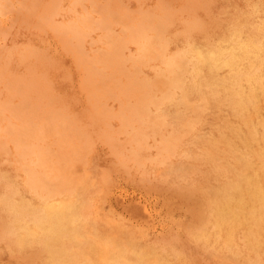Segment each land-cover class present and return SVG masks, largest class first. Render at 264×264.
<instances>
[{
  "label": "rangeland",
  "instance_id": "rangeland-1",
  "mask_svg": "<svg viewBox=\"0 0 264 264\" xmlns=\"http://www.w3.org/2000/svg\"><path fill=\"white\" fill-rule=\"evenodd\" d=\"M27 1L28 2L31 1V2L28 3ZM50 1H53L56 4L55 5L52 2V5L55 7H52ZM168 1H170V2H168ZM195 1H197V3ZM36 2L39 3L40 5L37 4ZM136 2H138V4ZM189 2L191 3V5ZM105 3H107V4H105ZM112 3H114V4H112ZM171 3H173V4H171ZM42 4L45 7L42 6ZM46 4H47V6H46ZM99 4L101 7L99 6ZM170 4H171V6H170ZM7 5H9V6L11 5V6L9 7ZM136 5H137V7H136ZM163 5L164 6L168 5V6H166V8H165ZM202 5H204L206 7L205 8L203 6L204 7L203 11H202L203 7H201ZM2 6H4V7H2ZM25 6H26V8H28L30 10V12L32 14L29 13V10L26 9ZM87 6L90 8H88ZM91 6H93V7H91ZM107 6H109V7H107ZM148 6H150V8ZM7 7H9V8H7ZM47 7H48V9H47ZM73 7H74V9H73ZM96 7H98V9ZM17 8L20 10H18ZM31 8L33 9V11ZM36 8H37V10H36ZM41 8H42V10H41ZM53 8L54 9L56 8L55 11ZM100 8H101V10H100ZM157 8H159V9L161 8L160 11ZM191 8L193 9L194 13L192 12ZM197 8H198V10H197ZM209 8H211V9H209ZM49 9H52V10L49 11ZM94 9L96 10V12ZM120 9H121V11H120ZM240 9L242 11H240ZM78 10H80V11H78ZM139 10H141V13ZM146 10H148V11H146ZM185 10H186V12H185ZM137 11H138V13H137ZM1 12H3V13H1ZM42 13H44V14H42ZM114 13H115V15H114ZM134 13H135V15H134ZM180 13H182V14H180ZM2 14L4 16L5 15L6 16L4 17ZM84 14H85L87 20H85ZM192 14H194V15H192ZM43 15H44V17H43ZM51 15H52V17H51ZM118 15L120 16V19H119ZM36 16L37 17H43V18H41L42 19L41 20L40 18L38 19ZM99 16L102 17L101 18L102 20L99 19L100 18ZM157 16L159 18H157ZM88 17H90V18H88ZM10 18L12 21L10 20ZM49 18H51V20ZM82 18H84L85 21ZM224 18H225V20H224ZM76 19H77V21H76ZM89 19H92V22L91 21L88 22ZM95 19L96 20L99 19L100 22L98 20L95 22ZM106 19L108 20V22ZM155 19H158V20H155ZM215 19H217V20H215ZM1 20H3V21H1ZM103 20H104V22H103ZM114 20H115V22H114ZM118 20H119V22H121L122 25L120 23H118ZM154 20H155V22H154ZM40 21H41V23H40ZM144 21H150V23H152L153 25H155V24L156 25L158 24L159 26L161 25L160 26V32L163 35V38H165V41L167 42V43L165 42L167 53H170V52L174 51L176 48L181 47V46L186 45V44H189V45H186L187 47H190V44H191L192 47L195 46V47L202 48L204 50H208V48H210L213 44H216V43L228 44L230 41H232V37L239 35V34L241 36L246 37V36L252 34V32L254 30L256 31L257 34L259 33L260 36L264 37V0H212V1L211 0H206V1L205 0H200V1H198V0H185V1L184 0H172V1L171 0H158V1L157 0H112V1L111 0H108V1L104 0V2H103V0H100V1L99 0H88V1L87 0H72V2H71V0H60V1L59 0H55V1L54 0H38V1L37 0H35V1L34 0H5V1L0 0V31H1L0 32L1 33L0 51L1 50L3 51V52L2 51L0 52V73H2V75L0 74V79H1L0 80V104L5 105V106H2V105L0 106L3 108V111L2 112L0 111V136H1L0 137V144L2 143L1 149H0V152H2V154L0 153V177H1L0 178V235L3 234L0 236L1 237L0 239L2 240V241H0V264H17V263L18 264H28V263L34 264V262H35V264L36 263L43 264L44 261L46 260L45 258H47V253H46L45 249L43 247H41L42 245H40V243L37 242L38 240L36 238H34L32 235L27 236L26 234H24L22 232L9 234V233L5 232L4 230L7 226H14L15 227V225H17V222H15L16 214L14 213L13 209L10 210L11 207H10L9 203L11 201H16L17 198H19V197H23V198L25 197L24 198L25 203L29 202L30 204H36L37 201H39V197H38L37 193L35 191L29 190L31 188L29 187V184L27 182L28 181V179H27L28 174L25 170H27L28 168H32L33 170L36 169L34 171L39 170L38 171L39 173H47V172L50 173L52 170L51 168L53 166H57V165L62 166V168L65 167V169L63 168L65 174L68 175L72 179V181H73V178L75 180V182H71V183L75 184L76 188H75V190L72 191V193H70L71 195L67 194V196L70 195L69 196L70 199L73 200L75 205L77 207H79V209L82 210V212H84L86 215V220L84 223L85 238H91V237H93V235L94 236L99 235L102 238H108V239H117L118 237H120L117 239V241H121V242H125L128 238V240H127L128 242L127 241L126 242L127 243L131 242L130 245L131 246L133 245V247L135 249H139V248H144L147 250L155 249V252H157V253L160 252L161 254L158 253V255L163 256L164 261H166L165 263H167V264H170L171 262H172L171 264H177V263L178 264H204V263H206V264H246V263L247 264H264V254H263L264 249L262 250L263 252H260L259 255H255L253 251L248 250V248L246 247L245 241L242 237L243 234L240 231H238L235 235V243L229 248L221 241H211V240L198 239V238L196 239V237H195V231L197 228H199V225H200V223H199L200 216H201V214H204V215L206 214L205 213L207 211L206 208H208V202L207 201H209L212 194H215L216 190L224 183L222 181H226L227 179H230L232 177L231 171H229L227 169L228 168L230 169L232 167V165L235 162V157H236L235 155H236V153L239 152V150L229 149L228 144L225 142V137L228 139H232V141L237 140L235 137V134H234V130H232V129H234V127H236L237 123L239 124L238 117L236 116L234 110H232L230 108L227 101L225 99H223L221 96L215 97V96L210 95V93H208L207 90H205V88H202L201 90H197L195 88L191 89V87H189V86L191 84L190 80L192 77L187 76L185 79V88H186L185 90L186 91L176 89L175 93H174V100L165 99L157 108H154V106L150 107V109H152L150 111V113L151 112L153 113V114L151 113L150 116L154 115L156 112L158 120H155V122H154L153 119L147 118L148 121L145 120L144 121L145 123H142V125H140L134 118H132V111H130V110L135 105L134 103H136V100H137L136 98H138L137 96L141 92V88H139V86H140L139 81L143 82L145 80L146 81L149 80L151 83V85H150V87H151L150 90H152L151 92H153L155 95L159 96L161 94L162 90L164 89V87L166 86L165 80L167 79V76H166L165 72L163 71L164 63L162 62L161 57H159V56L157 57V55H151L152 57L146 56V58H144L143 60L140 61L142 64H139L138 62H136L137 60L134 61L136 59L135 56L138 57V55H139V48H138L137 43L135 41L134 42L136 44L133 45L132 39L128 38L129 37L127 35L128 30H129L128 27H130V25H135L137 23H140V22L142 23ZM177 21L179 22V24H177L178 23ZM17 22H19V23L17 24ZM55 22L57 24H55ZM66 22L68 23V26H70V24L72 25V24H76V23L84 26L82 29V31H84L82 33V36L80 38H77V39L74 37L75 39H73V37L70 36L71 33L67 31V29H69V28L67 27ZM93 22H95V24ZM128 22H130V23H128ZM45 23L47 24V26ZM58 23L60 24L59 25L60 27H58ZM97 23L98 24L100 23V26ZM102 23L104 24V26H107L108 24H110V25H108L107 26L108 28H107V27H104L102 25ZM115 23H117L118 25ZM125 23H127V24H125ZM184 23H186V24L183 25ZM211 23H213V24H211ZM91 24L94 27H92ZM124 25L127 28H123ZM165 25H167V26H165ZM217 25H219V26H217ZM15 26L17 28H15ZM33 26H35V27H33ZM61 26H62V28H61ZM63 26L65 28H63ZM88 26H90V27H88ZM96 26H99L98 27L99 29ZM101 26L107 30H111L112 31V32H110L111 35L110 34L108 35L107 30L106 31L104 29L101 30V28H100ZM120 26L123 29L121 28V30H120ZM30 27H32V28H30ZM95 27L98 30L97 29L94 30ZM162 28H163V30H162ZM174 28H175V30H174ZM196 28H198V29H196ZM250 28H252V29L254 28V30H249ZM64 29H66L67 32L64 31ZM55 30L58 32V33H56L57 35L54 34ZM197 30H199V31H197ZM202 30H203V32H202ZM61 31H64V32H61ZM104 31L108 35V37H107V35L106 36L103 35V34H105ZM150 31H152V30H150ZM181 31H182V33H181ZM87 32H88V34H87ZM59 33H62V34H59ZM85 33H86V35H84ZM64 34L66 35V39L64 38L65 37ZM120 35H122V36H120ZM2 36H3V38H2ZM5 36H6V38H5ZM57 36L58 37L60 36V38L63 39L64 43H62L63 42L62 39H59ZM103 36H105V38ZM113 36L115 38L119 37L117 39L121 38L123 45H120V47H122V48L119 47L118 52L121 54L123 53L124 55L122 54L118 57V56H113V55L108 53V52H110L108 50L109 49V43H110L109 40L115 39ZM70 37H72L71 41L69 40ZM167 37H168L169 41H168V39H166ZM106 38L107 39L109 38V40H107ZM127 38H128V40H127ZM183 38L185 40H183ZM1 39H2V41H1ZM88 39H89V41H88ZM65 40L68 42H65ZM125 40H127V42ZM129 40H130V43H129ZM173 40H175V41H173ZM57 41H59V42H57ZM69 41L71 42V45H70L71 48L68 45ZM74 41H76V42H74ZM90 41H91V43H90ZM191 41H193V42H191ZM189 42H191V43H189ZM33 43H36V44H33ZM209 43L212 45H210ZM60 44H61V46H60ZM72 44H74V46ZM76 44L80 45L81 48H83V49H81L80 46L77 45L78 48L81 49L80 51L82 54L79 52V49H77V47H75ZM106 44L108 46V49H107ZM57 46H58V48H57ZM28 47H29V49H28ZM35 49H37V50H35ZM14 50H15V52H14ZM26 50L28 52H26ZM52 50H54V51H52ZM91 50H92V52H90ZM94 50L96 53L94 52ZM120 50H121V52H120ZM40 51H41V53H39ZM75 51H78L79 56ZM105 51H107L106 53H108V54H106ZM135 51H137V52H135ZM102 52H103V55L106 57V58L104 57L105 61H104L103 56L101 54ZM28 53H30V54L28 55ZM83 53L85 54V56ZM70 54H71V56H70ZM18 55L21 57H18ZM68 55H69V57H68ZM75 55H77V56H75ZM81 55H83L82 56L83 58L81 57ZM107 55L110 57H108ZM111 56H112V58H111ZM129 56L130 57L132 56L131 60H129V58H130ZM155 56H156V58H155ZM16 57H17V59H16ZM33 57H35L34 58L35 60L32 59ZM77 57L82 58V59H78ZM76 58H77V60H75ZM108 58L112 62H110V60ZM125 58H128V59H125ZM150 58H151V60H150ZM86 59L90 60V61H87ZM102 59H103V61H102ZM124 59L128 60V61L125 62ZM148 59L150 61L146 62ZM160 59H161V61H160ZM42 60H43V62H42ZM84 61L88 65L84 64ZM143 61H144V63H143ZM55 62H56V64H55ZM116 62L118 64H116ZM122 62H123V65L121 64ZM49 63H52V65ZM93 64H94V67H96V68H93ZM22 65H23V67H22ZM49 65H51V66H49ZM81 65H83V67ZM90 65H92V66H90ZM117 65H118L117 68L114 67ZM45 66H48L49 68H47ZM74 66H76V67H74ZM85 66L87 67V70L85 69ZM40 67H42V68H40ZM80 67H82V68H80ZM90 67H92V68L90 69ZM103 67H104V69H103ZM111 67H112V69H111ZM113 67L115 70L113 69ZM153 67H155L156 71L153 69ZM24 68H26V69H24ZM131 68H133V69H131ZM135 68H136L137 72L134 71ZM160 69L162 70V73L160 72L161 71ZM25 70H27V71H25ZM85 70L88 72H86ZM90 70H92V73L90 72L91 74L89 73ZM124 70L126 71V73L124 72ZM127 70H128V74H127ZM158 70H159V72H157ZM103 71H104V73H103ZM85 72L87 73V75H85ZM95 72H97L98 74H96ZM129 72L130 73L132 72V73L130 74ZM138 72H140V73H138ZM200 72H201L200 73L201 76L202 75L205 76V75H207L208 70L202 69ZM83 73H84V75H83ZM99 73H100V77H98ZM112 73H113V75H112ZM133 73L135 76H133ZM159 73H160V75H159ZM220 73L226 75L227 69L226 68L221 69ZM4 74H6V75H4ZM64 74L68 75V77ZM129 74L131 76H129ZM28 75H30V76H28ZM109 75L110 76L112 75V77H110ZM127 75L129 76V79L127 78L128 77ZM12 76H13V78H12ZM15 77H16V79H15ZM26 77H27V79H26ZM134 77H137V78L134 79L135 80L134 83L132 82L134 85L133 86L131 82H128L126 80H130V78H131L130 81H132ZM139 77L142 80H139L140 79ZM150 77H153L154 79L150 78ZM3 78L6 80H4ZM101 79H102V81H104L103 82L104 85L101 83L102 82ZM106 79H108V80L106 81ZM110 79H112L114 81L112 82V81H110ZM117 79H119V80H117ZM86 81L90 84H88ZM187 81H189L190 83H187ZM50 83H52V85ZM126 84H127V86H126ZM49 85H50V87H49ZM106 85H107V87H106ZM118 85L120 87H118ZM86 86H88V87L86 88ZM92 86L95 89H93ZM126 87L129 89L133 87V89H130V91H129ZM119 88H121V89L119 90ZM122 89H125L124 92H122L123 91ZM156 89L159 92H157ZM82 90H85V91L83 92ZM104 90H106V91H104ZM115 90H117V91H115ZM47 91H49V92H47ZM99 91H100V93H99ZM132 91H133V93H131ZM94 92H96V93H94ZM103 92H104V95H103ZM62 93H63V95H62ZM110 93H111V95H110ZM189 93H190V95H189ZM94 94L96 97L94 96ZM112 94H113V96H112ZM199 94H200V97H199ZM122 95H124V96H122ZM205 95H208V97ZM62 96L65 99H63ZM70 96H72V97H70ZM212 97H214V98H212ZM32 98H33V100H32ZM198 98H200V99H198ZM179 99H180V102H179ZM188 99H190V100H188ZM16 100H18L19 102L18 101L16 102ZM67 100L70 103H68ZM182 100H183V102H182ZM1 101H3V102H1ZM174 101H175V103H174ZM120 102L122 103V105H120ZM126 102L129 103L130 105L129 104L127 105ZM215 102H216V104H215ZM19 103L20 104L24 103V105L23 104L20 105ZM164 103H165V106H164ZM211 103H213V104H211ZM220 103H221V105H220ZM7 104H8L9 108L7 107ZM9 104L11 105V108H10ZM60 104L63 105L64 107L61 106ZM83 104H84V106H83ZM125 104L127 106H125ZM99 105H101V106H99ZM60 106H61V108H60ZM121 106L123 108H121ZM223 106H225V107H223ZM5 107H7V108H5ZM227 107H229L230 109H228ZM13 108L16 109L17 111L20 110V112H18L19 113L18 115H20V116H16L17 114H14V112L15 113H17V112H16V110L14 111ZM24 108H25V110H24ZM77 108H78V110H77ZM82 108H83V110H81ZM106 108H107V110H106ZM126 108H128V109H126ZM7 109H9L10 112ZM102 109H103V111H102ZM84 110L86 112L87 111L88 112L86 113ZM100 110L102 111V113ZM162 110H163V112H162ZM24 111H25V113H23ZM106 111H108V112L106 113ZM182 111H184V112H182ZM197 111H198V113H197ZM201 111H202V113H201ZM81 112L82 113L84 112V114H82ZM10 113L14 114V116ZM183 113H184V115H183ZM128 114H131V115H128ZM21 115H22V118H21ZM36 115H38V116L36 117ZM70 115H71V117H70ZM122 115H124V116H122ZM125 115H126V117H125ZM182 115H183V117H182ZM26 116H28L29 118ZM90 116H91V118H90ZM120 116H122V117H120ZM178 116H181V117H178ZM31 117H34V118H31ZM57 117H59V118H57ZM211 117H212V119H211ZM119 118H121V119L119 120ZM234 118H236V120ZM17 119H19V121ZM61 120H63V122ZM122 120L127 122V124L130 123V124H128L130 127L128 125H125L126 123ZM131 120H133V121H131ZM108 121H109V123H108ZM181 121H183V122H181ZM19 122L20 123L24 122V123L29 124L30 126L29 125H26V126L31 128L32 130H30V129L29 130L31 132L33 131L35 134L36 133L38 134V131H40L39 130L40 127L46 128L42 134L43 137L39 136L40 137L39 138V137H37V135H33L31 137L34 140V142H33L34 144L38 143L37 145H40V150L42 149L41 153L43 154V152H46L43 154L44 162H45L44 167H42V165L34 163V157H32L33 155H31V154L30 155L28 154L29 156L27 154H26V156L24 154H22L21 156H20V154L18 155L17 152L22 153L21 148L19 146H17L15 144V141L13 140V138L10 137L11 136L10 134H12V133L8 132V134H7V131H8V127L9 126L11 127V123L20 124ZM41 122L42 123L45 122V124L41 125ZM133 122H136V123H133ZM104 123L107 125L105 126ZM223 123H225V126H223L224 125ZM207 124H209V125H207ZM2 125L3 126L5 125V126L3 127ZM185 125L188 129L185 127ZM231 125H233V126H231ZM68 126H69V128H68ZM87 126H88V128H87ZM137 126L138 127L142 126L144 132H146V134H144L146 139L143 136L142 139H144V140H143V142L141 140L140 143L136 142V140L134 138V134H133L134 131L136 130ZM107 127H108V129H106ZM2 128H4L5 130ZM116 128L119 131L116 130ZM122 128H124V129H122ZM130 128H131V130H129ZM6 129H7V131H6ZM150 129H152V131ZM193 129H194V131H193ZM210 129H211V131H210ZM212 130H214V131H212ZM232 131H233V133H232ZM190 133H191V135H190ZM216 133H218V134H216ZM149 134H150V136H149ZM223 134H225V135H223ZM55 135H56V137H55ZM45 137H47V138L45 139ZM82 137H83L84 141H83ZM167 137H173V139H170V140H171V142L173 140L172 144L174 146H173V148H171V150L169 152H164L162 149L164 142H161V141L165 140ZM50 139L52 141H55V142L53 143ZM198 139H200L201 142L198 141ZM11 141L14 143H10ZM66 141H67V143H65ZM81 141H82V143H81ZM180 141H181V143H180ZM110 142H112L111 143L112 145L110 144ZM211 142H212V144L214 142L213 147L211 146ZM220 142L223 145H221ZM104 143H106V144H104ZM135 143L137 146L135 145ZM196 143H197V145H195ZM201 143L204 145H202ZM67 144H69V145H67ZM131 144H132V146H131ZM9 145L10 146L12 145V146L9 147ZM13 145L15 147H13ZM41 146H42V148H41ZM79 146H80V148H79ZM130 146H131V148H130ZM127 147H129V148H127ZM47 148H49L50 150L49 149L47 150ZM57 148H58V150H57ZM84 148H85V150H84ZM2 149H4V151ZM15 149L17 150V152ZM76 149H78V150H76ZM130 149H131V152H129ZM220 149L223 150L222 151L223 153L221 152ZM107 150H110V151H107ZM210 150L212 152L211 154L213 155L211 157L207 155ZM224 150H225V152H224ZM55 151H56V153H55ZM76 151H77V153H76ZM84 151H86L85 154H84ZM3 152H5L7 154L5 155V153H3ZM219 152H221V153H219ZM117 153H119V154H117ZM149 153H150V155H149ZM164 153H166V154H164ZM48 154H49V156H48ZM192 154H193V156H192ZM18 156H20L19 160H16V157H18ZM71 157H73L72 159H74V160H72ZM120 157H122L123 159L122 158L120 159ZM163 157H164V159H163ZM232 157H234V159ZM76 158H78V159H76ZM80 158H82V159H80ZM148 158L151 162L148 160ZM62 159H63V161H62ZM4 160H6V161H4ZM11 160H13V161H11ZM32 161H33V164H32ZM57 162H59L61 164L65 163V162L66 163L63 166L61 164H58ZM75 162H77L78 165ZM130 163H132V164H130ZM138 163L140 166L138 165ZM213 163H214V166H213ZM19 164H20V166H19ZM121 164H122V166H121ZM21 165H22V167H21ZM23 165H24V167H23ZM29 165H31V166H29ZM221 165L223 166V169L219 168V166H221ZM229 165L231 167H229ZM4 166H6V168ZM102 166H104V167H102ZM217 166H218V168H217ZM119 167H122V168H119ZM125 167L126 168L128 167V168L126 169ZM99 168L101 169V171ZM150 168H152V169H150ZM225 168H227V169H225ZM187 169H188V171H187ZM68 170H70V171H68ZM142 170H143V172H141ZM214 170H215V172H214ZM222 171H223V173H221ZM112 172H113V174H112ZM2 173H4V174H2ZM21 173H23V174H21ZM88 173H90V174L88 175ZM139 173H140V175H139ZM176 173H178V174H176ZM217 173H218V175L220 174L219 177H218V175H216ZM170 174H172V175H170ZM203 174H204V176H203ZM72 175H73V177H72ZM224 175H225V178H224ZM7 176L9 179L7 178ZM23 176H25V177H23ZM140 176H143V177H140ZM187 176H189V177H187ZM4 177H6V178H4ZM22 178H24L25 180ZM147 178H149V179H147ZM21 179H22V181H21ZM81 179L83 181H81ZM171 179H173V180H171ZM91 180H92V184H91ZM159 180H161V181H159ZM210 180H212V181H210ZM10 181L11 182L13 181L14 183H11ZM216 181H217V183H216ZM4 182H5V185H4ZM164 182H165V184H164ZM22 183L24 185L26 183L25 187H27V186L28 187L25 188ZM175 183H177V184H175ZM89 184H91V185H89ZM17 185H19V186L17 187ZM178 185H180V186H178ZM13 186L15 187V189ZM93 186L95 187V189L93 188ZM5 187L7 190L5 189ZM17 189H18V191H17ZM99 189H101V190H99ZM121 189H123V190H121ZM1 190H3V191H1ZM91 190L94 192L92 193ZM163 190H165V191H163ZM9 191H11V192L16 191V192H18V194L19 193L20 194L19 195L17 193L13 194L12 198L10 199V198H8V195L10 193ZM74 191H75V193H74ZM89 191H91V192L89 193ZM98 191H99V194H97ZM34 192H35V194H34ZM102 192H103V194H105L104 196H103ZM170 192H171V194H170ZM1 193H2V195H1ZM77 193H79V194H77ZM86 193H88V194H86ZM202 193H203V195H202ZM174 194L177 196H175ZM33 195L35 196V198ZM83 195H84V197L82 199ZM198 195H201L202 197L198 196ZM56 196L57 195H55V197ZM192 196H193V198H192ZM85 197L87 198V200H84ZM3 198H4V201H2ZM88 198H91V200ZM99 199H101L102 201ZM96 200H97L98 204L96 203ZM189 200H190V202H189ZM84 203H85V205H82ZM183 204H185V206ZM81 206H82V209H81ZM192 206H193V209H192ZM8 207H10V208H8ZM189 209H191V210L189 211ZM5 210H6V212H5ZM25 210L28 211L30 209H28L26 207V209L24 208V211ZM86 210H87V212H86ZM94 212H97L96 213L97 215L94 214ZM91 213H93V214H91ZM104 213L107 217L104 215ZM191 214H192V216H189ZM7 215H8V217H7ZM196 216H197V218H196ZM1 218L2 219L4 218L5 220L4 219L2 220ZM108 220H110V221H108ZM115 220L117 221V223L119 222L120 226H123V227H120L115 222ZM197 220H198V222H196ZM93 221L96 224L93 223ZM107 224H109V225H107ZM94 225H95V227H93ZM116 225H118L119 227ZM127 227L128 228L130 227L129 229H131V230H129ZM93 228H94V230H93ZM125 229H128V230L125 231ZM133 230L135 232H133ZM93 231H95V232H93ZM3 232H5V233H3ZM88 232H90V233H88ZM129 232H131V233H129ZM96 233H98V234H96ZM20 234H21V236H19ZM111 234H115V236L111 235ZM130 235H131V237H130ZM190 235H191V237H190ZM132 237H133V239H132ZM6 238H8L9 240H7ZM136 238H138V239H136ZM240 238H242V239H240ZM133 241H136V242H133ZM167 241H169V243ZM177 241H179L180 243ZM8 242L11 244H9ZM146 242H148V243H146ZM211 242L212 243L214 242V243L212 244ZM26 243H27V245H26ZM127 243H125V245H127ZM203 243H204V245H201ZM2 244H3V246H2ZM14 244H15V246H14ZM181 244H183L184 247ZM157 245H159V246H157ZM6 246H7V248H6ZM181 247H183V248H181ZM160 248H163V249H160ZM173 250H174V253H173ZM9 251L11 252L10 254H9ZM180 251H183L184 253H182ZM204 251H206L207 254L204 253ZM7 254L10 256H8ZM125 254H126V257L128 259H130V260L134 259L132 253L126 252ZM176 255H177V257L175 258L174 256H176ZM227 256H228V258H227ZM126 257H125V259H127ZM27 258L28 259L30 258V259L28 260ZM200 258H202L203 260ZM246 258H248V260H246ZM18 259H20V260H18ZM31 259H33V260H31ZM24 260H25V262H23ZM218 260H219V262H218Z\"/></svg>",
  "mask_w": 264,
  "mask_h": 264
},
{
  "label": "bare ground",
  "instance_id": "bare-ground-1",
  "mask_svg": "<svg viewBox=\"0 0 264 264\" xmlns=\"http://www.w3.org/2000/svg\"><path fill=\"white\" fill-rule=\"evenodd\" d=\"M5 1V0H4ZM35 1V0H34ZM38 1V0H37ZM55 1V0H54ZM60 1V0H59ZM88 1V0H87ZM100 1V0H99ZM108 1V0H107ZM112 1V0H111ZM158 1V0H157ZM172 1V0H171ZM185 1V0H184ZM200 1V0H198ZM206 1V0H205ZM212 1V0H211ZM28 2V1H27ZM31 2V1H29ZM28 2V3H29ZM51 5L53 1H50ZM49 2V3H50ZM72 2V0H71ZM76 2V1H75ZM90 2V1H89ZM104 2V0H103ZM106 2V1H105ZM170 2V1H168ZM191 2V1H190ZM189 2V3H190ZM197 3V1H195ZM10 3V2H9ZM35 3V2H34ZM37 3V2H36ZM41 3V2H40ZM54 3V2H53ZM85 3V2H84ZM138 4V2H136ZM163 3V2H162ZM174 3V2H173ZM171 3V4H173ZM181 3V2H180ZM184 3V2H183ZM188 3V2H187ZM210 3V2H209ZM212 3V2H211ZM215 3V2H214ZM213 3V4H214ZM32 4V3H31ZM39 4V3H37ZM45 4V3H44ZM48 4V3H47ZM46 4V6H47ZM55 4V3H54ZM59 4V3H58ZM70 4V3H69ZM79 4V3H78ZM88 4V3H87ZM86 4V5H87ZM102 4V3H101ZM107 4V3H105ZM114 4V3H112ZM133 4V3H132ZM170 4V6H171ZM179 4V3H178ZM177 4V5H178ZM195 4V3H194ZM3 5V4H2ZM12 5V4H11ZM10 5V6H11ZM15 5V4H14ZM22 5V4H21ZM24 5V4H23ZM40 5V4H39ZM38 5V6H39ZM56 5V4H55ZM65 5V4H64ZM92 5V4H91ZM119 5V4H118ZM134 5V4H133ZM150 5V4H149ZM161 5V4H160ZM176 5V4H175ZM174 5V6H175ZM180 5V4H179ZM182 5V4H181ZM191 5V3H190ZM193 5V4H192ZM199 5V4H198ZM201 5V4H200ZM5 6V5H4ZM2 6V7H4ZM9 6V5H7ZM9 6V7H10ZM42 6H44L42 4ZM70 6V5H69ZM89 6V5H88ZM87 6V7H88ZM96 6V5H95ZM100 6V4H99ZM139 6V5H138ZM164 6V5H163ZM165 5L164 7L166 8ZM173 6V5H172ZM194 6V5H193ZM204 5H202L201 7H203ZM7 7V8H9ZM24 7V6H23ZM45 7V6H44ZM51 7V6H50ZM52 7H55L52 5ZM93 7V6H91ZM101 7V6H100ZM109 7V6H107ZM115 7V6H114ZM137 7V5H136ZM150 8V6H148ZM154 7V6H153ZM162 7V6H161ZM181 7V6H180ZM195 7V6H194ZM193 7V8H194ZM205 7V6H204ZM204 7L202 9V11L204 10ZM26 8V6H25ZM79 8V7H78ZM90 8V7H88ZM98 9V7H96ZM104 8V7H103ZM102 8V9H103ZM118 8V7H117ZM144 8V7H143ZM199 8V7H198ZM197 8V10H198ZM206 8V7H205ZM18 9V8H17ZM28 9V8H26ZM32 9V8H31ZM48 9V7H47ZM54 9V8H53ZM56 9V8H55ZM54 9V11H55ZM62 9V8H61ZM68 9V8H67ZM74 9V7H73ZM105 9V8H104ZM109 9V8H108ZM159 9V8H157ZM161 9V8H160ZM159 9V11H160ZM173 9V8H172ZM182 9V8H181ZM200 9V8H199ZM211 9V8H209ZM6 10V9H5ZM9 10V9H8ZM20 10V9H18ZM29 10V9H28ZM37 10V8H36ZM35 10V11H36ZM42 10V8H41ZM52 9H49V11ZM95 10V9H94ZM101 10V8H100ZM143 10V9H142ZM177 10V9H176ZM192 12L193 9L191 8ZM12 11V10H11ZM33 11V9H32ZM39 11V10H38ZM48 11V10H47ZM80 11V10H78ZM82 11V10H81ZM84 11V10H83ZM121 11V9H120ZM141 13V10H139ZM148 11V10H146ZM150 11V10H149ZM172 11V10H171ZM175 11V10H174ZM179 11V10H178ZM240 11H242L240 9ZM7 12V11H6ZM16 12V11H15ZM27 12V11H26ZM68 12V11H67ZM96 12V10H95ZM112 12V11H111ZM131 12V11H130ZM145 12V11H144ZM156 12V11H155ZM177 12V11H176ZM183 12V11H182ZM186 12V10H185ZM188 12V11H187ZM191 12V11H190ZM191 12V13H192ZM3 13V12H1ZM8 13V12H7ZM17 13V12H16ZM24 13V12H23ZM22 13V14H23ZM28 13V12H27ZM29 13L30 10H29ZM37 13V12H36ZM47 13V12H46ZM50 13V12H49ZM75 13V12H74ZM84 13V12H83ZM94 13V12H93ZM107 13V12H106ZM132 13V12H131ZM138 13V11H137ZM147 13V12H146ZM149 13V12H148ZM174 13V12H173ZM179 13V12H178ZM194 13V12H193ZM196 13V12H195ZM14 14V13H13ZM25 14V13H24ZM32 14V13H31ZM44 14V13H42ZM52 14V13H51ZM56 14V13H55ZM68 14V13H67ZM108 14V13H107ZM123 14V13H122ZM127 14V13H126ZM182 14V13H180ZM3 15V14H2ZM9 15V14H8ZM34 15V14H33ZM36 15V14H35ZM72 15V14H71ZM83 15V14H82ZM90 15V14H89ZM97 15V14H96ZM101 15V14H100ZM115 15V13H114ZM135 15V13H134ZM152 15V14H151ZM188 15V14H187ZM194 15V14H192ZM208 15V14H207ZM4 16V15H3ZM6 16V15H5ZM4 16V17H5ZM14 16V15H13ZM24 16V15H23ZM27 16V15H26ZM50 16V15H49ZM48 16V17H49ZM55 16V15H54ZM57 16V15H56ZM61 16V15H60ZM79 16V15H78ZM85 16V14H84ZM111 16V15H110ZM119 16V15H118ZM139 16V15H138ZM155 16V15H154ZM162 16V15H161ZM168 16V15H167ZM183 16V15H182ZM197 16V15H196ZM214 16V15H213ZM10 17V16H9ZM37 17V16H36ZM44 17V15H43ZM43 17H37L38 19L43 18ZM52 17V15H51ZM70 17V16H69ZM72 17V16H71ZM75 17V16H74ZM81 17V16H80ZM100 17V16H99ZM150 17V16H149ZM156 17V16H155ZM192 17V16H191ZM46 18V17H45ZM85 20L86 16L84 17ZM84 18H82L84 20ZM90 18V17H88ZM92 18V17H91ZM102 17H100L99 19H101ZM105 18V17H104ZM107 18V17H106ZM113 18V17H112ZM111 18V19H112ZM126 18V17H125ZM129 18V17H128ZM153 18V17H152ZM157 18H159L157 16ZM164 18V17H163ZM36 19V18H35ZM51 20V18H49ZM97 19L99 22L100 20ZM116 19V18H115ZM120 19V16H119ZM176 19V18H175ZM179 19V18H178ZM205 19V18H204ZM209 19V18H208ZM223 19V18H222ZM8 20V19H7ZM11 20V18H10ZM19 20V19H18ZM30 20V19H29ZM32 20V19H31ZM42 20V19H41ZM61 20V19H60ZM75 20V19H74ZM82 20V21H83ZM84 20V21H85ZM95 19V22L97 21ZM102 20V19H101ZM107 20V19H106ZM138 20V19H137ZM136 20V21H137ZM151 20V19H150ZM158 20V19H155ZM154 20V22H155ZM166 20V19H165ZM164 20V21H165ZM174 20V19H173ZM183 20V19H182ZM217 20V19H215ZM225 20V18H224ZM231 20V19H230ZM235 20V19H234ZM3 21V20H1ZM6 21V20H5ZM9 21V20H8ZM7 21V22H8ZM12 21V20H11ZM21 21V20H20ZM36 21V20H35ZM34 21V22H35ZM77 21V19H76ZM91 21L92 19H89L88 22ZM110 21V20H109ZM121 21V20H120ZM125 21V20H124ZM140 21V20H139ZM161 21V20H160ZM163 21V20H162ZM169 21V20H168ZM211 21V20H210ZM22 22V21H21ZM47 22V21H46ZM87 22V21H86ZM85 22V23H86ZM95 22H93L95 24ZM104 22V20H103ZM108 22V20H107ZM115 22V20H114ZM131 22V21H130ZM128 22V23H130ZM135 22V21H134ZM138 22V21H137ZM136 22V23H137ZM178 22V21H177ZM181 22V21H180ZM217 22V21H216ZM258 22V21H257ZM19 22H17L18 24ZM28 23V22H27ZM36 23V22H35ZM41 23V21H40ZM64 23V22H63ZM67 23V22H66ZM106 23V22H105ZM110 23V22H109ZM118 23L121 24V22ZM176 23V22H175ZM191 23V22H190ZM5 24V23H4ZM34 24V23H33ZM44 24V23H43ZM46 24V23H45ZM49 24V23H48ZM54 24V23H53ZM55 24H57L55 22ZM98 24V23H97ZM117 24V23H115ZM127 24V23H125ZM133 24V23H132ZM135 24V23H134ZM165 24V23H164ZM179 24V22L177 23ZM186 23H184L183 25H185ZM192 24V23H191ZM204 24V23H203ZM213 24V23H211ZM30 25V24H29ZM50 25V24H49ZM60 24L58 23V27ZM67 27L69 29H67L68 32H70V36L73 37V39H77L80 38L82 36V33L84 31H82L83 27L81 24H70V26H68V23L66 24ZM100 26V23L98 24ZM102 25L104 26V24L102 23ZM110 25V24H108ZM107 25V26H108ZM118 25V24H117ZM122 25V24H121ZM169 25V24H168ZM208 25V24H207ZM234 25V24H233ZM232 25V26H233ZM20 26V25H19ZM25 26V25H24ZM28 26V25H27ZM39 26V25H38ZM43 26V25H42ZM47 26V24H46ZM92 26V24H91ZM99 26H96L97 28ZM104 26V27H107ZM115 26V25H114ZM129 26V25H128ZM161 26V25H160ZM160 26L157 24L153 25L152 23H150V21H144V22H140L137 23L135 25H130V27H128V38L132 39L133 41V45L137 43V46L139 48V55L138 57L135 56V60L136 62H138L139 64H142L140 61L143 60L144 58H146V56H151V55H157V57H161L162 62L164 63V67H163V71L165 72L167 79L166 81V86L164 87V89L162 90L161 94L159 96L155 95L153 92H151L152 90H150V81H143L140 82L139 81V88H141V92L139 93V95L137 96L138 98H136V103H134L135 105L132 107V109L130 111H132V118H134L140 125H142V123H145L144 121L147 120V118L153 119L154 122L155 120H158L157 114L155 112L154 115L150 116V111L152 109H150L151 106H154V108H157L165 99H170V100H174V93L176 89L179 90H185V79L187 76H191V84L189 87H191V89L195 88L197 90H201L202 88H205V90H207L208 93H210V95L212 96H221L223 99H225L228 103V105L230 106V108L232 110H234L236 116L239 119V124L237 123L236 127H234V134L236 137V141H232V139H228L225 137V142L228 144L229 149H235V150H239L238 153H236V157H235V162L232 165V167L229 165V167H231L230 169L225 168L229 171H231V178L230 179H225L226 181H222L224 182L215 192V194H212V196L210 197L208 202V208L207 211L205 212L206 214H201L200 219H199V228L196 229L195 231V237L196 239H205V240H211V241H221L223 242L228 248L231 247L234 243H235V235L238 231H240L243 235V239L245 241L246 247L248 248V250L253 251L255 255H259L260 252H263L262 250L264 249V37L260 36V34L256 33V31L254 30V28H250L249 30H254L252 32V34L244 37L239 35H236L234 37H232V41H230L228 44H210L212 45L210 48H208V50H204L202 48L199 47H192V45L190 44V47H187L186 45H183L181 47L176 48L174 51L167 53L166 51V41L165 38H163V35L160 32ZM164 26V25H163ZM167 26V25H165ZM180 26V25H179ZM214 26V25H213ZM219 26V25H217ZM35 27V26H33ZM45 27V26H44ZM57 27V28H58ZM90 27V26H88ZM94 27V26H92ZM95 27L94 30H96L97 28ZM197 27V26H196ZM210 27V26H209ZM216 27V26H215ZM236 27V26H235ZM9 28V27H8ZM15 28H17L15 26ZM24 28V27H23ZM32 28V27H30ZM41 28V27H40ZM39 28V29H40ZM50 28V27H49ZM62 28V26H61ZM63 28H65L63 26ZM101 30L104 29L105 31L107 29L103 28L102 26L100 27ZM108 28V27H107ZM121 26H120V30H121ZM123 28H127L125 27V25L123 26ZM122 28V29H123ZM167 28V27H166ZM172 28V27H171ZM170 28V29H171ZM187 28V27H186ZM206 28V27H205ZM204 28V29H205ZM38 29V30H39ZM51 29V28H50ZM66 29H64V31H66ZM87 29V28H86ZM99 29V28H98ZM97 29V30H98ZM110 29V28H109ZM189 29V28H188ZM192 29V28H191ZM198 29V28H196ZM203 29V30H204ZM211 29V28H210ZM17 30V29H16ZM33 30V29H32ZM53 30V29H52ZM93 30V29H92ZM118 30V29H117ZM126 30V29H125ZM124 30V31H125ZM152 30V31H150ZM163 30V28H162ZM175 30V28H174ZM202 30V32H203ZM236 30V29H235ZM257 30V29H256ZM27 31V30H26ZM61 31V32H64ZM66 31V32H67ZM104 31V33H105ZM108 31V35L110 34V32H112L111 30H107ZM173 31V30H172ZM179 31V30H178ZM187 31V30H186ZM199 31V30H197ZM196 31V32H197ZM237 31V30H236ZM242 31V30H241ZM1 32V31H0ZM43 32V31H42ZM52 32V31H51ZM60 32V31H59ZM92 32V31H91ZM103 32V31H102ZM122 32V31H121ZM120 32V33H121ZM47 33V32H46ZM58 33L55 30L56 34ZM115 33V32H114ZM113 33V34H114ZM175 33V32H174ZM182 33V31H181ZM188 33V32H187ZM186 33V34H187ZM5 34V33H4ZM22 34V33H21ZM45 34V33H44ZM62 34V33H59ZM88 34V32H87ZM102 34V33H101ZM123 34V33H122ZM179 34V33H178ZM177 34V35H178ZM184 34V33H183ZM196 34V33H195ZM202 34V33H201ZM205 34V33H204ZM31 35V34H30ZM57 35V34H56ZM65 35V34H64ZM86 35V33L84 34ZM103 35H107L106 33ZM107 35V37H108ZM111 35V34H110ZM116 35V34H115ZM118 35V34H117ZM126 35V34H125ZM166 35V34H165ZM197 35V34H196ZM203 35V34H202ZM1 36V33H0ZM88 36V35H87ZM96 36V35H95ZM99 36V35H98ZM105 36H103L105 38ZM122 36V35H120ZM176 36V35H175ZM14 37V36H13ZM12 37V38H13ZM38 37V36H37ZM44 37V36H43ZM56 37V36H55ZM58 37V36H57ZM62 37V36H61ZM70 37V41L71 38ZM75 37V38H74ZM92 37V36H91ZM114 37V36H113ZM172 37V36H171ZM207 37V36H206ZM209 37V36H208ZM3 38V36H2ZM6 38V36H5ZM10 38V37H9ZM26 38V37H25ZM39 38V37H38ZM48 38V37H47ZM59 39L60 36L58 37ZM66 39V35L64 37ZM68 38V37H67ZM112 38V37H111ZM115 38V37H114ZM119 37H116L115 39H110L109 38L107 40L110 41L109 43V49L107 46V49L110 51L108 52L109 54L113 55V56H120L122 55L121 53L118 52L120 45H123L121 38L117 39ZM127 38V40H128ZM186 38V37H185ZM212 38V37H211ZM18 39V38H17ZM124 39V38H123ZM168 39V37L166 38ZM174 39V38H173ZM187 39V38H186ZM192 39V38H191ZM204 39V38H203ZM206 39V38H205ZM7 40V39H6ZM15 40V39H14ZM20 40V39H19ZM29 40V39H28ZM40 40V39H39ZM42 40V39H41ZM54 40V39H53ZM97 40V39H96ZM99 40V39H98ZM127 40H125L127 42ZM183 40H185L183 38ZM194 40V39H193ZM2 41V39H1ZM60 41V40H59ZM57 41V42H59ZM63 41V39H62ZM69 41V47L71 45V42ZM89 41V39H88ZM100 41V40H99ZM124 41V40H123ZM136 43H135V42ZM169 41V39H168ZM175 41V40H173ZM35 42V41H34ZM39 42V41H38ZM52 42V41H51ZM65 42H68L65 40ZM76 42V41H74ZM79 42V41H78ZM93 42V41H92ZM104 42V41H103ZM166 42V43H165ZM193 42V41H191ZM189 42V43H191ZM212 42V41H211ZM2 43V42H1ZM29 43V42H28ZM45 43V42H44ZM61 43V42H60ZM64 43V41L62 42ZM91 43V41H90ZM99 43V42H98ZM130 43V40H129ZM186 43V42H185ZM208 43V42H207ZM12 44V43H11ZM36 44V43H33ZM49 44V43H48ZM104 44V43H103ZM171 44V43H170ZM184 44V43H183ZM208 44V45H209ZM47 45V44H46ZM45 45V46H46ZM50 45V44H49ZM66 45V44H65ZM64 45V46H65ZM74 46V44H72ZM76 44L75 47L78 48V45ZM82 45V44H81ZM1 46V45H0ZM22 46V45H21ZM39 46V45H38ZM61 46V44H60ZM67 46V45H66ZM98 46V45H97ZM132 46V45H131ZM8 47V46H7ZM31 47V46H30ZM168 47V46H167ZM176 47V46H175ZM25 48V47H24ZM32 48V47H31ZM58 48V46H57ZM68 48V47H67ZM71 48V47H70ZM81 48V46H80ZM122 48V47H120ZM23 49V48H22ZM29 49V47H28ZM61 49V48H60ZM83 49V48H81ZM81 49H79V52L81 53ZM87 49V48H86ZM91 49V48H90ZM95 49V48H94ZM99 49V48H98ZM124 49V48H123ZM126 49V48H125ZM128 49V48H127ZM134 49V48H133ZM4 50V49H3ZM32 50V49H31ZM34 50V49H33ZM37 50V49H35ZM62 50V49H61ZM103 50V49H102ZM137 50V49H136ZM2 51V50H1ZM0 51V52H1ZM9 51V50H8ZM18 51V50H17ZM54 51V50H52ZM83 51V50H82ZM99 51V50H98ZM101 51V50H100ZM104 51V50H103ZM3 52V51H2ZM6 52V51H5ZM15 52V50H14ZM26 52H28L26 50ZM78 56L79 53L78 51H75ZM92 52V50L90 51ZM95 52V50H94ZM107 51H105L106 53ZM121 52V50H120ZM137 52V51H135ZM13 53V52H12ZM21 53V52H20ZM41 53V51L39 52ZM60 53V52H59ZM75 53V54H76ZM96 53V52H95ZM106 53V54H108ZM129 53V52H128ZM127 53V54H128ZM30 53H28L29 55ZM33 54V53H32ZM36 54V53H35ZM49 54V53H48ZM82 54V53H81ZM84 54V53H83ZM98 54V53H97ZM104 59V55L103 52L101 53ZM100 54V55H101ZM137 54V53H136ZM9 55V54H8ZM27 55V54H26ZM64 55V54H63ZM124 55V54H123ZM5 56V55H4ZM16 56V55H15ZM62 56V55H61ZM71 56V54H70ZM77 56V55H75ZM83 55H81L82 57ZM85 56V54H84ZM108 56V55H107ZM2 57V56H1ZM18 57H21L18 55ZM47 57V56H46ZM69 57V55H68ZM110 57V56H108ZM122 57V56H121ZM130 57V56H129ZM152 57V56H151ZM13 58V57H12ZM15 58V57H14ZM28 58V57H27ZM35 57H33L32 59H34ZM40 58V57H39ZM61 58V57H60ZM71 58V57H70ZM74 58V57H73ZM78 58V57H77ZM77 58L75 60H77ZM83 58V57H82ZM82 58H78V59H82ZM106 58V57H105ZM112 58V56H111ZM132 56L129 58V60H131ZM148 58V57H147ZM156 58V56H155ZM7 59V58H6ZM5 59V60H6ZM17 59V57H16ZM50 59V58H49ZM62 59V58H61ZM102 59V61H103ZM109 59V58H108ZM114 59V58H113ZM123 59V58H122ZM128 59V58H125ZM124 61H128L125 60ZM154 59V58H153ZM160 59V61H161ZM29 60V59H28ZM35 60V59H34ZM41 60V59H40ZM44 60V59H43ZM42 60V62H43ZM46 60V59H45ZM66 60V59H65ZM84 60V59H83ZM87 60V59H86ZM110 60V59H109ZM151 60V58H150ZM149 59L146 61H150ZM155 60V59H154ZM13 61V60H12ZM50 61V60H49ZM71 61V60H70ZM90 61V60H87ZM86 61V62H87ZM105 61V59H104ZM107 61V60H106ZM2 62V61H1ZM11 62V61H10ZM16 62V61H15ZM35 62V61H34ZM47 62V61H46ZM45 62V63H46ZM98 62V61H97ZM110 62H112L110 60ZM114 62V61H113ZM153 62V61H152ZM28 63V62H27ZM44 63V64H45ZM72 63V62H71ZM93 63V62H92ZM91 63V64H92ZM133 63V62H132ZM144 63V61H143ZM20 64V63H19ZM22 64V63H21ZM33 64V63H32ZM37 64V63H36ZM52 65V63H49ZM56 64V62H55ZM73 64V63H72ZM84 64L85 63L84 61ZM109 64V63H108ZM111 64V63H110ZM116 64H118L116 62ZM123 65V62L121 63ZM130 64V63H129ZM147 64V63H146ZM24 65V64H23ZM22 65V67H23ZM43 65V64H42ZM46 65V64H45ZM49 65V66H51ZM88 65V64H87ZM131 65V64H130ZM134 65V64H133ZM138 65V64H137ZM163 65V64H162ZM16 66V65H15ZM19 66V65H18ZM27 66V65H26ZM44 66V65H43ZM71 66V65H70ZM83 67V65H81ZM92 66V65H90ZM104 66V65H103ZM109 66V65H108ZM126 66V65H125ZM129 66V65H128ZM139 66V65H138ZM47 68H49L48 66H45ZM44 67V68H45ZM76 67V66H74ZM80 67V68H82ZM114 67H118L114 66ZM113 67V69H114ZM144 67V66H143ZM42 68V67H40ZM92 67H90L91 69ZM93 68L94 64H93ZM140 68V67H139ZM138 68V69H139ZM142 68V67H141ZM152 68V67H151ZM226 68L227 69V74H221L220 70ZM6 69V68H5ZM26 69V68H24ZM46 69V68H45ZM74 69V68H73ZM76 69V68H75ZM85 69L87 70V67L85 66ZM89 69V68H88ZM104 69V67H103ZM112 69V67H111ZM133 69V68H131ZM137 69V70H138ZM153 69L155 70V67H153ZM202 69H206L208 70L207 75L205 76H201L200 75V71ZM40 70V69H39ZM38 70V71H39ZM79 70V69H78ZM85 70V71H86ZM115 70V69H114ZM152 70V69H151ZM153 70V71H154ZM161 70V69H160ZM19 71V70H18ZM27 71V70H25ZM42 71V70H41ZM80 71V70H79ZM120 71V70H119ZM132 71V70H131ZM136 71V68L135 70ZM140 71V70H139ZM147 71V70H146ZM156 71V70H155ZM154 71V72H155ZM8 72V71H7ZM6 72V73H7ZM29 72V71H28ZM40 72V71H39ZM88 72V71H86ZM85 72V75H87V73ZM92 73V70L89 71V73ZM124 72L126 73V71L124 70ZM137 72V71H136ZM152 72V71H151ZM159 72V70L157 71ZM156 72V73H157ZM162 73V70L160 71ZM226 72V71H225ZM88 73V74H89ZM90 73V74H91ZM96 74H98L97 72H95ZM104 73V71H103ZM130 73V72H129ZM132 73V72H131ZM130 73V74H131ZM140 73V72H138ZM142 73V72H141ZM155 73V74H156ZM2 75V73H0ZM36 74V73H35ZM42 74V73H41ZM81 74V73H80ZM94 74V73H93ZM122 74V73H121ZM127 74H128V70H127ZM129 74V76H131ZM136 74V73H135ZM150 74V73H149ZM6 75V74H4ZM19 75V74H18ZM24 75V74H23ZM66 75V74H64ZM84 75V73H83ZM95 75V74H94ZM108 75V74H107ZM113 75V73H112ZM112 75L110 77H112ZM115 75V74H114ZM119 75V74H118ZM123 75V74H122ZM157 75V74H156ZM155 75V76H156ZM160 75V73H159ZM162 75V74H161ZM27 76V75H26ZM30 76V75H28ZM41 76V75H40ZM68 77V75H66ZM78 76V75H77ZM80 76V75H79ZM128 76V75H127ZM129 76L127 77L129 79ZM133 76L134 73H133ZM137 76V75H136ZM141 76V75H140ZM90 77V76H89ZM93 77V76H92ZM100 77V73L99 76ZM116 77V76H115ZM148 77V76H147ZM13 78V76H12ZM23 78V77H22ZM31 78V77H30ZM64 78V77H63ZM78 78V77H77ZM137 77H134L132 81L131 78L130 80H126L128 82H133L134 83V79H136ZM140 78V77H139ZM153 78V77H150ZM157 78V77H156ZM189 78V79H190ZM4 79V78H3ZM10 79V78H9ZM16 79V77H15ZM27 79V77H26ZM43 79V78H42ZM51 79V78H50ZM86 79V78H85ZM99 79V78H98ZM123 79V78H122ZM154 79V78H153ZM1 80V79H0ZM6 80V79H4ZM45 80V79H44ZM60 80V79H59ZM75 80V79H74ZM108 79H106L107 81ZM119 80V79H117ZM139 80H142L141 78ZM64 81V80H63ZM84 81V80H83ZM97 81V80H96ZM102 81V79H101ZM110 81H114L112 79H110ZM154 81V80H153ZM14 82V81H13ZM34 82V81H33ZM43 82V81H42ZM45 82V81H44ZM80 82V81H79ZM85 82V81H84ZM87 82V81H86ZM104 81H102L101 83L103 84ZM120 82V81H119ZM124 82V81H123ZM152 82V81H151ZM189 81H187V83H190ZM4 83V82H3ZM88 83V82H87ZM97 83V82H96ZM100 83V82H99ZM127 83V82H126ZM132 83V85H133ZM30 84V83H29ZM42 84V83H41ZM49 84V83H48ZM52 85V83H50ZM90 84V83H88ZM162 84V83H161ZM2 85V84H1ZM21 85V84H20ZM28 85V84H27ZM37 85V84H36ZM104 85V84H103ZM110 85V84H109ZM114 85V84H113ZM131 85V84H130ZM136 85V84H135ZM138 85V84H137ZM159 85V84H158ZM163 85V84H162ZM8 86V85H7ZM26 86V85H25ZM38 86V85H37ZM44 86V85H43ZM48 86V85H47ZM112 86V85H111ZM116 86V85H115ZM124 86V85H123ZM127 86V84H126ZM134 86V85H133ZM164 86V85H163ZM15 87V86H14ZM50 87V85H49ZM83 87V86H82ZM81 87V88H82ZM88 86H86L87 88ZM93 87V86H92ZM102 87V86H101ZM107 87V85H106ZM118 87H120L118 85ZM130 87V86H129ZM155 87V86H154ZM47 88V87H46ZM97 88V87H96ZM105 88V87H104ZM124 88V87H123ZM127 88V87H126ZM188 88V87H187ZM50 89V88H49ZM93 89H95L93 87ZM117 89V88H116ZM121 88H119L120 90ZM129 91L132 88H127ZM47 90V89H46ZM71 90V89H70ZM114 90V89H113ZM123 90V91H122ZM121 91L124 92L125 89H122ZM157 90V89H156ZM160 90V89H159ZM9 91V90H8ZM16 91V90H15ZM28 91V90H27ZM83 92L85 90H82ZM87 91V90H86ZM106 91V90H104ZM117 91V90H115ZM135 91V90H134ZM137 91V90H136ZM186 91V90H185ZM44 92V91H43ZM49 92V91H47ZM102 92V91H101ZM114 92V91H113ZM157 92H159L157 90ZM188 92V91H187ZM16 93V92H15ZM31 93V92H30ZM96 93V92H94ZM100 93V91H99ZM108 93V92H107ZM133 93V91L131 92ZM193 93V92H192ZM204 93V92H203ZM11 94V93H10ZM22 94V93H21ZM48 94V93H47ZM92 94V93H91ZM109 94V93H108ZM107 94V95H108ZM115 94V93H114ZM127 94V93H126ZM129 94V93H128ZM13 95V94H12ZM63 95V93H62ZM104 95V92H103ZM111 95V93H110ZM109 95V96H110ZM190 95V93H189ZM202 95V94H201ZM16 96V95H15ZM19 96V95H18ZM41 96V95H40ZM73 96V95H72ZM70 96V97H72ZM95 96V94H94ZM108 96V97H109ZM113 96V94H112ZM124 96V95H122ZM130 96V95H129ZM208 97V95H205ZM44 97V96H43ZM52 97V96H51ZM60 97V96H59ZM58 97V98H59ZM86 97V96H85ZM93 97V96H92ZM96 97V96H95ZM106 97V96H105ZM179 97V96H178ZM200 97V94H199ZM3 98V97H2ZM61 98V97H60ZM63 98V96H62ZM74 98V97H73ZM88 98V97H87ZM111 98V97H110ZM133 98V97H132ZM182 98V97H181ZM190 98V97H189ZM211 98V97H210ZM214 98V97H212ZM21 99V98H20ZM65 99V98H63ZM77 99V98H76ZM93 99V98H92ZM125 99V98H124ZM200 99V98H198ZM202 99V98H201ZM207 99V98H206ZM33 100V98H32ZM46 100V99H45ZM73 100V99H72ZM85 100V99H84ZM103 100V99H102ZM132 100V99H131ZM185 100V99H184ZM190 100V99H188ZM211 100V99H210ZM18 100H16L17 102ZM21 101V100H20ZM23 101V100H22ZM40 101V100H39ZM47 101V100H46ZM68 101V100H67ZM76 101V100H75ZM74 101V102H75ZM95 101V100H94ZM97 101V100H96ZM128 101V100H127ZM133 101V100H132ZM176 101V100H175ZM174 101V103H175ZM212 101V100H211ZM223 101V100H222ZM3 102V101H1ZM9 102V101H8ZM19 102V101H18ZM63 102V101H62ZM66 102V101H65ZM79 102V101H78ZM113 102V101H112ZM124 102V101H123ZM180 102V99H179ZM183 102V100H182ZM187 102V101H186ZM7 103V102H6ZM5 103V104H6ZM50 103V102H49ZM68 103H70L68 101ZM84 103V102H83ZM96 103V102H95ZM104 103V102H103ZM127 103V102H126ZM203 103V102H202ZM11 104V103H10ZM9 104V105H10ZM20 104V103H19ZM24 105V103H21ZM20 104V105H21ZM86 104V103H85ZM88 104V103H87ZM100 104V103H99ZM109 104V103H108ZM129 103H127L128 105ZM170 104V103H169ZM168 104V105H169ZM186 104V103H185ZM200 104V103H199ZM210 104V103H209ZM213 104V103H211ZM216 104V102H215ZM214 104V105H215ZM2 104H0L1 106ZM59 105V104H58ZM61 105V104H60ZM91 105V104H90ZM120 105H122V103L120 102ZM125 104V106H127ZM130 105V104H129ZM132 105V104H131ZM173 105V104H172ZM177 105V104H176ZM191 105V104H190ZM213 105V106H214ZM221 105V103H220ZM219 105V106H220ZM5 106V105H2ZM26 106V105H25ZM51 106V105H50ZM63 106V105H61ZM60 106V108H61ZM84 106V104H83ZM82 106V107H83ZM101 106V105H99ZM165 106V103H164ZM192 106V105H191ZM8 107V104H7ZM5 107V108H7ZM19 107V106H18ZM32 107V106H31ZM64 107V106H63ZM161 107V106H160ZM174 107V106H173ZM194 107V106H193ZM216 107V106H215ZM225 107V106H223ZM0 111H3V108L0 107ZM4 108V109H5ZM9 108V107H8ZM11 108V105H10ZM15 108V107H14ZM13 108V109H14ZM54 108V107H53ZM70 108V107H69ZM91 108V107H90ZM102 108V107H101ZM112 108V107H111ZM110 108V109H111ZM119 108V107H118ZM121 108H123L121 106ZM228 109H230L229 107H227ZM99 109V108H98ZM104 109V108H103ZM102 109V111H103ZM128 109V108H126ZM164 109V108H163ZM218 109V108H217ZM9 112L10 110L7 109ZM12 110V109H11ZM16 109H14L15 111ZM25 110V108H24ZM78 110V108H77ZM83 110V108L81 109ZM89 110V109H88ZM105 110V109H104ZM107 110V108H106ZM231 110V111H232ZM5 111V110H4ZM13 111V112H14ZM85 111V110H84ZM101 111V110H100ZM101 111V113H102ZM112 111V110H111ZM128 111V110H127ZM199 111V110H198ZM197 111V113H198ZM8 112V113H9ZM17 113L14 112V114H17L16 116H20L18 115L20 112L16 110ZM28 112V111H27ZM86 112V111H85ZM88 112V111H87ZM86 112V113H87ZM108 111H106L107 113ZM163 112V110H162ZM161 112V113H162ZM184 112V111H182ZM22 113V112H21ZM20 113V114H21ZM25 113V111L23 112ZM38 113V112H37ZM82 113V112H81ZM92 113V112H91ZM95 113V112H94ZM100 113V112H99ZM98 113V114H99ZM117 113V112H116ZM128 113V112H127ZM131 113V112H130ZM188 113V112H187ZM200 113V112H199ZM202 113V111H201ZM216 113V112H215ZM226 113V112H225ZM231 113V112H230ZM12 114V113H10ZM14 114H12L14 116ZM31 114V113H30ZM69 114V113H68ZM84 114V112L82 113ZM89 114V113H88ZM97 114V115H98ZM153 114V113H152ZM164 114V113H163ZM189 114V113H188ZM193 114V113H192ZM204 114V113H203ZM212 114V113H211ZM210 114V115H211ZM27 115V114H26ZM101 115V114H100ZM131 115V114H128ZM175 115V114H174ZM184 115V113H183ZM182 115V117H183ZM205 115V114H204ZM12 116V117H13ZM15 116V117H16ZM38 115H36L37 117ZM85 116V115H84ZM108 116V115H107ZM124 116V115H122ZM120 116V117H122ZM167 116V115H166ZM194 116V115H193ZM11 117V116H10ZM24 117V116H23ZM28 117V116H26ZM35 117V116H34ZM31 117V118H34ZM45 117V116H44ZM56 117V116H55ZM54 117V118H55ZM71 117V115H70ZM102 117V116H101ZM126 117V115H125ZM128 117V116H127ZM168 117V116H167ZM175 117V116H174ZM181 117V116H178ZM205 117V116H204ZM221 117V116H220ZM5 118V117H4ZM17 118V117H16ZM22 118V115H21ZM29 118V117H28ZM39 118V117H38ZM42 118V117H41ZM53 118V119H54ZM59 118V117H57ZM63 118V117H62ZM89 118V117H88ZM91 118V116H90ZM111 118V117H110ZM115 118V117H114ZM173 118V117H172ZM187 118V117H186ZM185 118V119H186ZM215 118V117H214ZM213 118V119H214ZM224 118V117H223ZM226 118V117H225ZM36 119V118H35ZM61 119V118H60ZM108 119V118H107ZM116 119V118H115ZM121 118H119L120 120ZM123 119V118H122ZM130 119V118H129ZM184 119V118H183ZM212 119V117H211ZM236 120V118H234ZM19 121V119H17ZM30 120V119H29ZM50 120V119H49ZM95 120V119H94ZM97 120V119H96ZM118 120V121H119ZM219 120V119H218ZM217 120V121H218ZM16 121V120H15ZM22 121V120H21ZM20 121V122H21ZM38 121V120H37ZM56 121V120H55ZM63 122V120H61ZM65 121V120H64ZM68 121V120H67ZM89 121V120H88ZM92 121V120H91ZM104 121V120H103ZM106 121V120H105ZM113 121V120H112ZM124 121V120H122ZM133 121V120H131ZM130 121V122H131ZM148 121V120H147ZM170 121V120H169ZM178 121V120H177ZM193 121V120H192ZM216 121V122H217ZM229 121V120H228ZM19 122V123H20ZM26 122V121H25ZM35 122V121H34ZM99 122V121H98ZM102 122V121H101ZM120 122V121H119ZM125 122V121H124ZM172 122V121H171ZM183 122V121H181ZM198 122V121H197ZM211 122V121H210ZM225 122V121H224ZM235 122V121H234ZM5 123V122H4ZM9 123V122H8ZM56 123V122H55ZM78 123V122H77ZM94 123V122H93ZM103 123V122H102ZM109 123V121H108ZM115 123V122H114ZM125 125H128L130 123L127 124V122H125ZM136 123V122H133ZM173 123V122H172ZM186 123V122H185ZM202 123V122H201ZM212 123V122H211ZM232 123V122H231ZM6 124V123H5ZM10 124V123H9ZM37 124V123H36ZM44 123L41 122V125H44ZM57 124V123H56ZM87 124V123H86ZM95 124V123H94ZM148 124V123H147ZM151 124V123H150ZM149 124V125H150ZM154 124V123H153ZM175 124V123H174ZM225 126V123H223ZM233 124V123H232ZM18 125V126H17ZM26 125H29L27 123H20V124H13L11 123V127H8V132L12 133L10 134L13 138V140L15 141V144L17 146H19L21 148V152H16L18 153V155L20 154V156L22 154H24L26 156V154L28 155H33L32 157H34V163L42 165V167H44V156L43 154L46 152H43V154L41 153L42 149L40 150V145L34 144V140L31 138L33 135H37V137H43L42 134L44 132V130L46 128H41L40 127V131H38V134L34 133L33 131L31 132L30 130H32L31 128L27 127ZM71 125V124H70ZM96 125V124H95ZM103 125V124H102ZM104 125L106 126L107 124L104 123ZM200 125V124H199ZM209 125V124H207ZM230 125V124H229ZM235 125V124H234ZM3 126V125H2ZM5 126V125H4ZM3 126V127H4ZM7 126V125H6ZM30 126V125H29ZM38 126V125H37ZM40 126V125H39ZM73 126V125H72ZM91 126V125H90ZM110 126V125H109ZM119 126V125H118ZM129 126V125H128ZM127 126V127H128ZM175 126V125H174ZM191 126V125H190ZM227 126V125H226ZM233 126V125H231ZM44 127V126H43ZM48 127V126H47ZM57 127V126H56ZM55 127V128H56ZM66 127V126H65ZM130 127V126H129ZM156 127V126H155ZM177 127V126H176ZM186 127V125H185ZM228 127V126H227ZM244 127V128H243ZM69 128V126H68ZM88 128V126H87ZM91 128V127H90ZM96 128V127H95ZM104 128V127H103ZM110 128V127H109ZM119 128V127H118ZM187 128V127H186ZM202 128V127H201ZM231 128V127H230ZM4 129V128H2ZM30 129V130H29ZM65 129V128H64ZM108 129V127L106 128ZM120 129V128H119ZM124 129V128H122ZM163 129V128H162ZM161 129V130H162ZM166 129V128H165ZM185 129V128H184ZM188 129V128H187ZM212 129V128H211ZM210 129V131H211ZM220 129V128H219ZM5 130V129H4ZM56 130V129H55ZM59 130V129H58ZM78 130V129H77ZM101 130V129H100ZM111 130V129H110ZM116 130H118L116 128ZM131 130V128L129 129ZM148 130V129H147ZM152 131V129H150ZM159 130V129H158ZM177 130V129H176ZM217 130V129H216ZM231 130V129H230ZM93 131V130H92ZM102 131V130H101ZM107 131V130H106ZM119 131V130H118ZM182 131V130H181ZM194 131V129H193ZM214 131V130H212ZM2 132V131H1ZM5 132V131H4ZM36 132V131H35ZM88 132V131H87ZM111 132V131H110ZM113 132V131H112ZM116 132V131H115ZM132 132V131H131ZM148 132V131H147ZM201 132V131H200ZM74 133V132H73ZM76 133V132H75ZM108 133V132H107ZM119 133V132H118ZM152 133V132H151ZM163 133V132H162ZM192 133V132H191ZM190 133V135H191ZM228 133V132H227ZM233 133V131H232ZM71 134V133H70ZM114 134V133H113ZM124 134V133H123ZM134 138L136 140L137 143H140V141L144 139H142V137L144 136V134H146V132H144L142 126L136 128V130L134 131ZM178 134V133H177ZM194 134V133H193ZM192 134V135H193ZM218 134V133H216ZM6 135V134H5ZM69 135V134H68ZM76 135V134H75ZM80 135V134H79ZM105 135V134H104ZM153 135V134H152ZM162 135V134H161ZM189 135V136H190ZM207 135V134H206ZM225 135V134H223ZM230 135V134H229ZM7 136V135H6ZM54 136V135H53ZM123 136V135H122ZM150 136V134H149ZM188 136V137H189ZM211 136V135H210ZM219 136V135H218ZM1 137V136H0ZM3 137V136H2ZM39 137V138H40ZM56 137V135H55ZM54 137V138H55ZM76 137V136H75ZM97 137V136H96ZM107 137V136H106ZM145 137V136H144ZM222 137V136H221ZM228 137V136H227ZM4 138V137H3ZM2 138V139H3ZM47 137H45L46 139ZM59 138V137H58ZM71 138V137H70ZM99 138V137H98ZM105 138V137H104ZM121 138V137H120ZM185 138V137H184ZM224 138V137H223ZM222 138V139H223ZM230 138V137H229ZM72 139V138H71ZM83 139V137H82ZM132 139V138H131ZM146 139V137H145ZM152 139V138H151ZM155 139V138H154ZM160 139V138H159ZM170 139H173V137H167L165 140L161 141L164 142L162 149L164 152H169L171 150V148H173V140L171 142ZM220 139V138H219ZM4 140V139H3ZM49 140V139H48ZM51 140V139H50ZM57 140V139H56ZM68 140V139H67ZM70 140V139H69ZM79 140V139H78ZM90 140V139H89ZM100 140V139H99ZM98 140V141H99ZM105 140V139H104ZM118 140V139H117ZM130 140V139H129ZM189 140V139H188ZM187 140V141H188ZM203 140V139H202ZM216 140V139H215ZM10 141V140H9ZM36 141V140H35ZM43 141V140H42ZM52 141V140H51ZM84 141V139H83ZM102 141V140H101ZM110 141V140H109ZM146 141V140H145ZM144 141V142H145ZM152 141V140H151ZM175 141V140H174ZM198 141H200V139H198ZM208 141V140H207ZM213 141V140H212ZM40 142V141H39ZM47 142V141H46ZM53 143L55 141H52ZM104 142V141H103ZM179 142V141H178ZM196 142V141H195ZM201 142V141H200ZM224 142V141H223ZM7 143V142H6ZM10 143H14V142H10ZM67 143V141L65 142ZM82 143V141H81ZM99 143V142H98ZM97 143V144H98ZM112 142H110L111 144ZM125 143V142H124ZM129 143V142H128ZM181 143V141H180ZM221 143V142H220ZM2 144V143H1ZM1 144H0V149H1ZM106 144V143H104ZM154 144V143H153ZM159 144V143H158ZM189 144V143H188ZM191 144V143H190ZM202 144V143H201ZM207 144V143H206ZM48 145V144H47ZM52 145V144H51ZM57 145V144H56ZM69 145V144H67ZM86 145V144H85ZM89 145V144H88ZM93 145V144H92ZM96 145V144H95ZM109 145V144H108ZM112 145V144H111ZM129 145V144H128ZM136 145V143H135ZM162 145V144H161ZM160 145V146H161ZM197 145V143L195 144ZM199 145V144H198ZM204 145V144H202ZM209 145V144H208ZM221 145H223L221 143ZM12 146V145H11ZM9 145V147H11ZM55 146V145H54ZM58 146V145H57ZM83 146V145H82ZM99 146V145H98ZM97 146V147H98ZM120 146V145H119ZM132 146V144H131ZM130 146V148H131ZM137 146V145H136ZM184 146V145H183ZM194 146V145H193ZM211 146H214V142L212 144L211 142ZM219 146V145H218ZM225 146V145H224ZM227 146V147H228ZM3 147V146H2ZM13 147H15L13 145ZM89 147V146H88ZM104 147V146H103ZM113 147V146H112ZM124 147V146H123ZM144 147V146H143ZM150 147V146H149ZM148 147V148H149ZM226 147V148H227ZM42 148V146H41ZM46 148V147H45ZM78 148V147H77ZM80 148V146H79ZM122 148V147H121ZM125 148V147H124ZM129 148V147H127ZM160 148V147H159ZM180 148V147H179ZM178 148V149H179ZM202 148V147H201ZM204 148V147H203ZM206 148V147H205ZM211 148V147H210ZM6 149V148H5ZM14 149V148H13ZM44 149V148H43ZM49 148H47L48 150ZM61 149V148H60ZM106 149V148H105ZM109 149V148H108ZM113 149V148H112ZM120 149V148H119ZM161 149V150H162ZM213 149V148H212ZM4 151V149H2ZM8 150V149H7ZM46 150V151H47ZM50 150V149H49ZM58 150V148H57ZM78 150V149H76ZM85 150V148H84ZM124 150V149H123ZM133 150V149H132ZM143 150V149H142ZM156 150V149H155ZM160 150V149H159ZM200 150V149H199ZM221 150V149H220ZM45 151V150H44ZM72 151V150H71ZM80 151V150H79ZM105 151V150H104ZM110 151V150H107ZM112 151V150H111ZM201 151V150H200ZM215 151V150H214ZM223 150H221L222 152ZM228 151V150H227ZM14 152V151H13ZM52 152V151H51ZM86 151H84L85 154ZM120 152V151H119ZM122 152V151H121ZM124 152V151H123ZM126 152V151H125ZM128 152V151H127ZM131 152V149L130 151ZM151 152V151H150ZM155 152V151H154ZM219 152V153H221ZM225 152V150H224ZM236 152V151H235ZM2 154V152H0ZM5 153V152H3ZM56 153V151H55ZM65 153V152H64ZM77 153V151H76ZM141 153V152H140ZM185 153V152H184ZM203 153V152H202ZM211 150L208 152V156H213L211 154ZM214 153V152H213ZM223 153V152H222ZM230 153V152H229ZM234 153V152H233ZM7 153H5L6 155ZM114 154V153H113ZM119 154V153H117ZM148 154V153H147ZM146 154V155H147ZM166 154V153H164ZM174 154V153H173ZM235 154V153H234ZM16 155V154H15ZM23 155V156H24ZM28 155V156H29ZM59 155V154H58ZM69 155V154H68ZM75 155V154H74ZM102 155V154H101ZM150 155V153H149ZM180 155V154H179ZM182 155V154H181ZM204 155V154H203ZM202 155V156H203ZM216 155V154H215ZM223 155V154H222ZM225 155V154H224ZM229 155V154H228ZM231 155V154H230ZM16 157V160H19V157ZM24 156V157H25ZM49 156V154H48ZM53 156V155H52ZM57 156V155H56ZM66 156V155H65ZM126 156V155H125ZM141 156V155H140ZM139 156V157H140ZM148 156V155H147ZM163 156V155H162ZM183 156V155H182ZM193 156V154H192ZM198 156V155H197ZM6 157V156H5ZM23 157V158H24ZM60 157V156H59ZM67 157V156H66ZM84 157V156H83ZM102 157V156H101ZM108 157V156H107ZM111 157V156H110ZM127 157V156H126ZM135 157V156H134ZM142 157V156H141ZM155 157V156H154ZM178 157V156H177ZM189 157V156H188ZM187 157V158H188ZM200 157V156H199ZM18 158V159H17ZM28 158V157H27ZM30 158V157H29ZM51 158V157H50ZM55 158V157H54ZM73 157H71L72 159ZM89 158V157H88ZM122 157H120L121 159ZM143 158V157H142ZM173 158V157H172ZM180 158V157H179ZM209 158V157H208ZM229 158V157H228ZM234 159V157H232ZM4 159V158H3ZM15 159V158H14ZM21 159V158H20ZM60 159V158H59ZM64 159V158H63ZM62 159V161H63ZM78 159V158H76ZM82 159V158H80ZM94 159V158H93ZM123 159V158H122ZM127 159V158H126ZM129 159V158H128ZM133 159V158H132ZM141 159V158H140ZM139 159V160H140ZM153 159V158H152ZM164 159V157H163ZM176 159V158H175ZM56 160V159H55ZM74 160V159H72ZM131 160V159H130ZM134 160V159H133ZM149 160V158H148ZM210 160V159H209ZM221 160V159H220ZM223 160V159H222ZM230 160V159H229ZM6 161V160H4ZM13 161V160H11ZM22 161V160H21ZM29 161V160H28ZM94 161V160H93ZM117 161V160H116ZM146 161V160H145ZM150 161V160H149ZM153 161V160H152ZM201 161V160H200ZM204 161V160H203ZM207 161V160H206ZM211 161V160H210ZM209 161V162H210ZM218 161V160H217ZM19 162V161H18ZM54 162V161H53ZM79 162V161H78ZM97 162V161H96ZM132 162V161H131ZM151 162V161H150ZM159 162V161H158ZM165 162V161H164ZM195 162V161H194ZM208 162V163H209ZM15 163V162H14ZM13 163V164H14ZM17 163V162H16ZM25 163V162H24ZM48 163V162H47ZM46 163V164H47ZM50 163V162H49ZM58 164H61L59 162H57ZM66 163V162H65ZM61 164L64 166V164ZM77 163V162H75ZM80 163V162H79ZM82 163V162H81ZM88 163V162H87ZM108 163V162H107ZM120 163V162H119ZM122 163V162H121ZM133 163V162H132ZM130 163V164H132ZM202 163V162H201ZM205 163V162H204ZM207 163V162H206ZM217 163V162H216ZM8 164V163H7ZM18 164V163H17ZM33 164V161H32ZM71 164V163H70ZM85 164V163H84ZM136 164V163H135ZM148 164V163H147ZM159 164V163H158ZM168 164V163H167ZM57 165V164H56ZM78 165V163H77ZM116 165V164H115ZM120 165V164H119ZM124 165V164H123ZM139 165V163H138ZM143 165V164H142ZM141 165V166H142ZM192 165V164H191ZM226 165V164H225ZM13 166V165H12ZM20 166V164H19ZM31 166V165H29ZM98 166V165H97ZM108 166V165H107ZM122 166V164H121ZM131 166V165H130ZM129 166V167H130ZM136 166V165H135ZM140 166V165H139ZM149 166V165H148ZM154 166V165H153ZM156 166V165H155ZM204 166V165H203ZM207 166V165H206ZM205 166V167H206ZM214 166V163H213ZM6 168V166H4ZM9 167V166H8ZM22 167V165H21ZM24 167V165H23ZM51 167V166H50ZM104 167V166H102ZM111 167V166H110ZM134 167V166H133ZM137 167V166H136ZM194 167V166H193ZM192 167V168H193ZM216 167V166H215ZM227 167V166H226ZM26 168V167H25ZM39 168V167H38ZM65 169V167H63ZM62 166L57 165V166H53L51 169V172H47V173H39L38 171H34L36 169H32V168H26L27 170H25L28 174V184L29 187L32 191H35L39 197V201H37L36 204H30L29 202L25 203L24 198L23 197H19L17 198L16 201H9L10 203V210H14V213L16 214L15 217V222H17V225L14 226H7L5 228V232L11 234V233H19L22 232L24 234L28 235H32L34 238H36L40 243V245H42L41 247H43L47 253V258H45L46 260L44 261L43 264H167L165 263L166 261H164L163 256L158 255V253L160 252H155V249H144V248H139V249H135L133 247V245L131 246L130 243H127L128 238H127V242H121V241H117V239H108V238H102L99 235H96L91 238H85L84 235V223L86 220V215L84 212H82V210L79 209V207H77L74 203L73 200L70 199V193H72L73 190H75V184L71 183V182H75L74 178L73 181L72 179L65 174L64 170H63ZM108 168V167H107ZM122 168V167H119ZM118 168V169H119ZM126 168V167H125ZM128 168V167H127ZM126 168V169H127ZM191 168V167H190ZM197 168V167H196ZM218 168V166H217ZM219 168L223 169V166H219ZM10 169V168H9ZM100 169V168H99ZM135 169V168H134ZM143 169V168H142ZM152 169V168H150ZM209 169V168H208ZM221 169V170H222ZM24 170V169H23ZM43 170V169H42ZM67 170V169H66ZM72 170V169H71ZM77 170V169H76ZM105 170V169H104ZM113 170V169H112ZM115 170V169H114ZM129 170V169H128ZM140 170V169H139ZM196 170V169H195ZM13 171V170H12ZM17 171V170H16ZM50 171V170H49ZM70 171V170H68ZM85 171V170H84ZM101 171V169H100ZM107 171V170H106ZM119 171V170H118ZM146 171V170H145ZM178 171V170H177ZM182 171V170H181ZM185 171V170H184ZM183 171V172H184ZM188 171V169H187ZM190 171V170H189ZM193 171V170H192ZM219 171V170H218ZM21 172V171H20ZM23 172V171H22ZM82 172V171H81ZM92 172V171H91ZM135 172V171H134ZM143 172V170L141 171ZM140 172V173H141ZM147 172V171H146ZM152 172V171H151ZM191 172V171H190ZM194 172V171H193ZM202 172V171H201ZM215 172V170H214ZM85 173V172H84ZM129 173V172H128ZM139 173V175H140ZM172 173V172H171ZM206 173V172H205ZM212 173V172H211ZM223 173V171L221 172ZM4 174V173H2ZM23 174V173H21ZM74 174V173H73ZM90 173H88L89 175ZM113 174V172H112ZM116 174V173H115ZM125 174V173H124ZM178 174V173H176ZM17 175V174H16ZM20 175V174H19ZM75 175V174H74ZM82 175V174H81ZM161 175V174H160ZM172 175V174H170ZM194 175V174H193ZM200 175V174H199ZM206 175V174H205ZM218 175V173L216 174ZM220 175V174H219ZM218 175V177H219ZM6 176V175H5ZM77 176V175H76ZM91 176V175H90ZM95 176V175H94ZM98 176V175H97ZM115 176V175H114ZM201 176V175H200ZM204 176V174H203ZM208 176V175H207ZM21 177V176H20ZM25 177V176H23ZM73 177V175H72ZM139 177V176H138ZM143 177V176H140ZM148 177V176H147ZM169 177V176H168ZM182 177V176H181ZM189 177V176H187ZM1 178V177H0ZM6 178V177H4ZM8 178V176H7ZM13 178V177H12ZM87 178V177H86ZM127 178V177H126ZM160 178V177H159ZM162 178V177H161ZM164 178V177H163ZM184 178V177H183ZM212 178V177H211ZM225 178V175H224ZM9 179V178H8ZM24 179V178H22ZM21 179V181H22ZM76 179V178H75ZM93 179V178H92ZM108 179V178H107ZM149 179V178H147ZM146 179V180H147ZM178 179V178H177ZM205 179V178H204ZM203 179V180H204ZM220 179V178H219ZM25 180V179H24ZM85 180V179H84ZM154 180V179H153ZM173 180V179H171ZM182 180V179H181ZM184 180V179H183ZM206 180V179H205ZM204 180V181H205ZM14 181V180H13ZM11 183H14V182ZM81 181H83L81 179ZM106 181V180H105ZM143 181V180H142ZM161 181V180H159ZM168 181V180H167ZM198 181V180H197ZM209 181V180H208ZM212 181V180H210ZM215 181V180H214ZM3 182V181H2ZM26 182V181H25ZM108 182V181H107ZM163 182V181H162ZM161 182V183H162ZM169 182V181H168ZM172 182V181H171ZM170 182V183H171ZM174 182V181H173ZM185 182V181H184ZM199 182V181H198ZM9 183V182H8ZM17 183V182H16ZM82 183V182H81ZM87 183V182H86ZM103 183V182H102ZM144 183V182H143ZM149 183V182H148ZM207 183V182H206ZM213 183V182H212ZM215 183V182H214ZM217 183V181H216ZM219 183V182H218ZM21 184V183H20ZM23 184V183H22ZM91 184H92V180H91ZM89 184V185H91ZM95 184V183H94ZM165 184V182H164ZM169 184V183H168ZM167 184V185H168ZM177 184V183H175ZM183 184V183H182ZM5 185V182H4ZM3 185V186H4ZM24 185V184H23ZM26 185V183H25ZM24 185V187H25ZM170 185V184H169ZM185 185V184H184ZM187 185V184H186ZM19 185H17L18 187ZM21 186V185H20ZM108 186V185H107ZM180 186V185H178ZM182 186V185H181ZM14 187V186H13ZM12 187V188H13ZM28 187V186H27ZM25 187V188H27ZM199 187V186H198ZM11 188V187H10ZM9 188V189H10ZM22 188V187H21ZM20 188V189H21ZM91 188V187H90ZM89 188V189H90ZM93 188L95 189V187L93 186ZM98 188V187H97ZM107 188V187H106ZM175 188V187H174ZM173 188V189H174ZM193 188V187H192ZM6 189V187H5ZM15 189V187H14ZM84 189V188H83ZM103 189V188H102ZM108 189V188H107ZM124 189V188H123ZM121 189V190H123ZM168 189V188H167ZM7 190V189H6ZM24 190V189H23ZM101 190V189H99ZM186 190V189H185ZM215 190V189H214ZM3 191V190H1ZM18 191V189H17ZM78 191V190H77ZM81 191V190H80ZM87 191V190H86ZM92 191V190H91ZM89 191V193L91 192ZM165 191V190H163ZM168 191V190H167ZM171 191V190H170ZM207 191V190H206ZM9 195L8 198H12L13 194H18V192H11L9 191ZM34 192V194H35ZM94 191H92L93 193ZM106 192V191H105ZM33 193V192H32ZM75 193V191H74ZM85 193V192H84ZM91 193V194H92ZM97 193V192H96ZM108 193V192H107ZM6 194V193H5ZM20 194V193H19ZM18 194V195H19ZM31 194V193H30ZM67 194H70L67 196ZM79 194V193H77ZM88 194V193H86ZM99 194V191L98 193ZM103 194V192H102ZM101 194V195H102ZM171 194V192H170ZM176 194V193H175ZM174 194V195H175ZM192 194V193H191ZM2 195V193H1ZM7 195V194H6ZM55 195H57L55 197ZM74 195V194H73ZM76 195V194H75ZM105 194H103L104 196ZM183 195V194H182ZM203 195V193H202ZM34 196V195H33ZM88 196V195H87ZM108 196V195H107ZM173 196V195H172ZM177 196V195H175ZM186 196V195H185ZM184 196V197H185ZM201 196V195H198ZM207 196V195H206ZM2 197V196H1ZM7 197V196H6ZM77 197V196H76ZM80 197V196H79ZM84 195L82 196L83 199ZM101 197V196H100ZM180 197V196H179ZM183 197V198H184ZM202 197V196H201ZM204 197V196H203ZM7 198V199H8ZM35 198V196H34ZM78 198V197H77ZM86 198V197H85ZM84 200H87V198ZM99 198V197H98ZM186 198V197H185ZM193 198V196H192ZM198 198V197H197ZM91 200V198H88ZM181 199V198H180ZM101 200V199H99ZM98 200V201H99ZM183 200V199H182ZM203 200V199H202ZM2 201H4V198L2 199ZM78 201V200H77ZM83 201V200H82ZM102 201V200H101ZM186 201V200H185ZM205 201V200H204ZM7 202V201H6ZM87 202V201H86ZM85 202V203H86ZM89 202V201H88ZM92 202V201H91ZM100 202V201H99ZM190 202V200H189ZM82 203V202H81ZM82 204V205H85ZM95 203V202H94ZM96 203L98 204L97 200ZM205 204V203H204ZM94 205V204H93ZM103 205V204H102ZM182 205V204H181ZM185 206V204H183ZM196 205V204H195ZM200 206V205H199ZM8 207V208H10ZM26 207L30 210L28 211H24V208L26 209ZM95 207V206H94ZM7 208V207H6ZM189 208V207H188ZM82 209V206H81ZM98 209V208H97ZM193 209V206H192ZM95 210V209H94ZM191 209H189L190 211ZM188 211V212H189ZM6 212V210H5ZM87 212V210H86ZM109 212V211H108ZM97 212H94V214H96ZM191 213V212H190ZM7 214V213H6ZM93 214V213H91ZM189 214V213H188ZM9 215V214H8ZM7 215V217H8ZM97 215V214H96ZM105 215V213H104ZM103 215V216H104ZM199 215V214H198ZM13 216V215H12ZM15 216V215H14ZM106 216V215H105ZM118 216V215H117ZM189 216H192L189 215ZM194 216V215H193ZM91 217V216H90ZM107 217V216H106ZM110 217V216H109ZM6 218V217H5ZM105 218V217H104ZM114 218V217H113ZM197 218V216H196ZM2 219V218H1ZM4 219V218H3ZM2 219V220H3ZM108 219V218H107ZM1 220V221H2ZM5 220V219H4ZM95 221V220H94ZM93 221V223H95ZM104 221V220H103ZM107 221V220H106ZM110 221V220H108ZM122 221V220H121ZM4 222V221H3ZM7 222V221H6ZM12 222V221H11ZM113 222V221H112ZM115 222L117 223V221L115 220ZM198 222V220L196 221ZM9 223V222H8ZM192 223V222H191ZM194 223V222H193ZM12 224V223H11ZM96 224V223H95ZM119 225V222L117 223ZM185 224V223H184ZM190 224V223H189ZM91 225V224H90ZM109 225V224H107ZM116 225V226H118ZM120 226V225H119ZM118 226V227H119ZM184 226V225H183ZM95 227V225L93 226ZM123 227V226H120ZM128 228V227H127ZM130 228V227H129ZM128 228V229H129ZM185 228V227H184ZM192 228V227H191ZM122 229V228H121ZM124 229V228H123ZM128 229H125L128 230ZM2 230V229H1ZM94 230V228H93ZM117 230V229H116ZM131 230V229H129ZM3 232V233H5ZM95 232V231H93ZM133 232H135L133 230ZM187 232V231H186ZM193 232V231H192ZM6 233V234H7ZM90 233V232H88ZM131 233V232H129ZM98 234V233H96ZM146 234V233H145ZM189 234V233H188ZM3 235V234H1ZM0 235V236H1ZM88 235V234H87ZM107 235V234H106ZM114 235L115 234H111ZM192 235V234H191ZM190 235V237H191ZM21 236V234L19 235ZM103 236V235H102ZM25 237V236H24ZM106 237V236H105ZM113 237V236H112ZM131 237V235H130ZM134 237V236H133ZM132 237V239H133ZM144 237V236H143ZM173 237V236H172ZM193 237V236H192ZM1 238V237H0ZM174 238V237H173ZM7 240H9L8 238H6ZM131 239V240H132ZM138 239V238H136ZM163 239V238H162ZM165 239V238H164ZM169 239V238H168ZM176 239V238H175ZM242 239V238H240ZM6 240V241H7ZM12 240V239H11ZM135 240V239H134ZM152 240V239H151ZM156 240V239H155ZM154 240V241H155ZM179 240V239H178ZM0 241H2L0 239ZM138 241V240H137ZM157 241V240H156ZM160 241V240H159ZM175 241V240H174ZM242 241V240H241ZM13 242V241H12ZM136 242V241H133ZM169 243V241H167ZM179 242V241H177ZM206 242V241H205ZM9 243V242H8ZM28 243V242H27ZM26 243V245H27ZM38 243V244H39ZM125 243H127V245H125ZM148 243V242H146ZM164 243V242H163ZM172 243V242H171ZM180 243V242H179ZM212 243V242H211ZM214 243V242H213ZM212 243V244H213ZM11 244V243H9ZM124 244V245H123ZM162 244V243H161ZM167 244V243H166ZM147 245V244H146ZM165 245V244H164ZM169 245V244H168ZM180 245V244H179ZM183 245V244H181ZM201 245H204L201 244ZM3 246V244H2ZM15 246V244H14ZM17 246V245H16ZM19 246V245H18ZM159 246V245H157ZM176 246V245H175ZM211 246V245H210ZM209 246V247H210ZM5 247V246H4ZM29 247V246H28ZM39 247V246H38ZM173 247V246H172ZM184 247V245H183ZM181 247V248H183ZM245 247V246H244ZM7 248V246H6ZM36 248V247H35ZM157 248V247H156ZM168 248V247H167ZM189 248V247H188ZM206 248V247H205ZM227 248V249H228ZM10 249V248H9ZM15 249V248H14ZM19 249V248H18ZM163 249V248H160ZM174 249V248H173ZM178 249V248H177ZM36 250V249H35ZM188 250V249H187ZM225 250V249H224ZM11 251V250H10ZM9 251V254L11 253ZM19 251V250H18ZM31 251V250H30ZM43 251V250H42ZM184 251V250H183ZM183 251H180L182 253H184ZM126 252H130L133 255V260H130L126 257ZM170 252V251H169ZM201 252V251H200ZM13 253V252H12ZM23 253V252H22ZM174 253V250H173ZM181 253V254H182ZM204 253H206V251H204ZM38 254V253H37ZM40 254V253H39ZM161 254V253H160ZM176 254V253H175ZM207 254V253H206ZM264 254V253H263ZM8 255V254H7ZM33 255V254H32ZM178 255V254H177ZM174 256L175 258L177 257ZM10 256V255H8ZM23 256V255H22ZM125 257L127 259H125ZM180 257V256H179ZM222 257V256H221ZM40 258V257H39ZM184 258V257H183ZM228 258V256H227ZM245 258V257H244ZM13 259V258H12ZM16 259V258H15ZM28 259V258H27ZM30 259V258H29ZM28 259V260H29ZM202 259V258H200ZM206 259V258H205ZM243 259V258H242ZM20 260V259H18ZM33 260V259H31ZM203 260V259H202ZM246 260H248V258H246ZM252 260V259H251ZM40 261V260H39ZM183 261V260H182ZM216 261V260H215ZM221 261V260H220ZM254 261V260H253ZM13 262V261H12ZM25 262V260L23 261ZM29 262V261H28ZM212 262V261H211ZM219 262V260H218ZM16 263V262H15ZM21 263V262H20ZM172 263V262H171ZM170 263V264H171ZM181 263V262H180ZM243 263V262H242ZM18 264V263H17ZM29 264V263H28ZM35 264V262H34ZM38 264V263H36ZM178 264V263H177ZM206 264V263H204ZM247 264V263H246Z\"/></svg>",
  "mask_w": 264,
  "mask_h": 264
}]
</instances>
